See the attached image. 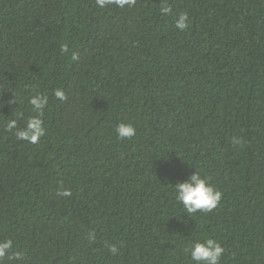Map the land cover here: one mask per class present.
<instances>
[{"label":"trees","instance_id":"1","mask_svg":"<svg viewBox=\"0 0 264 264\" xmlns=\"http://www.w3.org/2000/svg\"><path fill=\"white\" fill-rule=\"evenodd\" d=\"M37 93L31 144L5 126ZM195 171L223 194L209 213L175 199ZM208 238L264 264V0H0V241L23 257L0 264H191Z\"/></svg>","mask_w":264,"mask_h":264},{"label":"clouds","instance_id":"2","mask_svg":"<svg viewBox=\"0 0 264 264\" xmlns=\"http://www.w3.org/2000/svg\"><path fill=\"white\" fill-rule=\"evenodd\" d=\"M136 0H96V4L100 8H105L109 4H114L117 7L124 8L125 6H134ZM164 14L172 11L169 7H164L161 10ZM189 17L187 13H181L176 18L175 28L179 31H184L189 27ZM60 51L68 53L67 44H62ZM72 59H78V54L73 52ZM54 96L58 100H65L66 96L61 89L54 91ZM32 106V111L39 114L30 117L25 126L18 128L15 119L6 123V130L15 131L17 140L35 144L46 135V128L43 120L40 118L46 106L49 103L47 95L37 93L29 99ZM116 133L121 139H132L136 135V129L131 124L121 123L116 128ZM174 195L187 214L209 213L213 211L220 203L223 194L216 190L206 178H203L198 172L191 174L187 180L178 182L173 186ZM70 191L64 190L57 193L58 196H70ZM13 241L6 239L0 241V259L7 258L9 260L21 261L22 254L19 252L12 253ZM109 251L116 255L118 248L115 245L109 246ZM186 254L190 257L191 264H220L221 257L225 249L221 244L211 238L205 239L203 242L196 241L185 249Z\"/></svg>","mask_w":264,"mask_h":264}]
</instances>
